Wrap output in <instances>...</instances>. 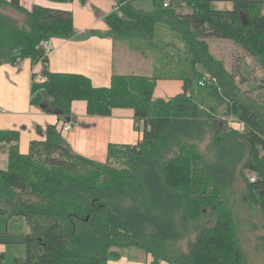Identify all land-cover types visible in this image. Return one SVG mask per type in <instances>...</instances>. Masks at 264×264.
Segmentation results:
<instances>
[{"label": "trees", "instance_id": "1", "mask_svg": "<svg viewBox=\"0 0 264 264\" xmlns=\"http://www.w3.org/2000/svg\"><path fill=\"white\" fill-rule=\"evenodd\" d=\"M112 1L116 11L105 24L114 37L146 44L152 73L112 76L109 86L96 88L86 77L49 72L48 58L39 48L43 40L73 34L70 11L27 10L20 0H0L24 14L27 27H15L0 15V64L26 58L42 65L45 80L35 83L32 78L31 105L64 121L70 120L75 101L85 102L88 116L129 109L142 135L135 145H108L105 162L98 164L73 154L55 126L46 129L44 140L31 141L24 155L18 133L0 130V149L6 145L7 154V168L0 170V214L23 217L29 228L25 257L13 264H107L120 257L112 249L122 241L127 242L122 248L139 249L153 263H171L162 248L176 237L174 216L180 222L197 219L206 207L216 214L214 226L200 231L188 255L172 264H241L230 210L218 196L233 167L242 164V171L254 176L246 186L264 213V118L247 106L225 104L224 114L235 116L244 131L218 132L213 166L203 164L185 138L201 129L198 118L205 108L208 121L214 119L215 102L221 101L218 90L227 97L234 80L212 55L210 41H230L264 65V0H152L151 11L136 9L135 0ZM215 2H230L232 9L216 10ZM172 79L182 82V92L153 99L156 82ZM112 198L133 204L120 208L104 202Z\"/></svg>", "mask_w": 264, "mask_h": 264}, {"label": "crops", "instance_id": "2", "mask_svg": "<svg viewBox=\"0 0 264 264\" xmlns=\"http://www.w3.org/2000/svg\"><path fill=\"white\" fill-rule=\"evenodd\" d=\"M20 2L27 10H31L33 6H43L72 13L73 34L67 38H52L53 50L48 56L47 64L49 72L86 77L96 88L109 86L112 76L151 75L153 58L151 52L146 49V44L129 38L114 37L105 24L106 16L116 11L114 1L73 0L67 4H56L47 0ZM150 3L147 9L137 7L136 0L133 5H136V9L151 11L152 0ZM213 8L229 11L232 4L215 2ZM0 15L10 20L15 27H18L17 24L25 17L24 14L3 4L0 5ZM41 72L40 63L32 65L26 58L18 59L14 63L0 64V130L18 133L19 152L23 155L28 152L31 141L45 139L49 126H55L58 131L59 120L54 114L45 111L41 106L30 104L32 78L35 83L43 82L45 79ZM182 88L181 81L158 80L153 99L167 100L181 93ZM50 101L46 99L47 106ZM69 121L71 130L61 136L71 152L98 164L105 162L108 145H135L142 137L141 130H137L135 126L133 112L129 109H114L109 116L104 117L88 116L85 102L75 101L71 104ZM5 147L6 145H2L0 149V170L7 168ZM28 230L23 217L0 214V254L3 256V264H13L14 259L25 257ZM135 251L132 255L129 254L132 258L119 257L118 262L114 264H172L163 260L153 263L149 254ZM107 264L112 263L109 261Z\"/></svg>", "mask_w": 264, "mask_h": 264}, {"label": "rangeland", "instance_id": "3", "mask_svg": "<svg viewBox=\"0 0 264 264\" xmlns=\"http://www.w3.org/2000/svg\"><path fill=\"white\" fill-rule=\"evenodd\" d=\"M136 2H138L137 7L147 9L151 0H136ZM25 20L26 17L17 24L18 28L27 30L25 23L23 24ZM136 40L138 41V39ZM135 44L140 45L139 43ZM209 44L212 55L223 61L225 71L227 74H233L234 80L229 85L227 97L223 96V90H218L221 101L215 102L214 119L208 121L207 114L210 112L205 108L198 118L202 122L201 129L192 132V135L186 137L185 140L194 144L197 152L201 155L203 164L213 166L218 158V151L213 142L215 136L219 135L218 132L223 129L225 131L232 130L228 124L229 119H237L231 114H224L225 104L229 102L234 104L235 102L238 105L247 106L252 112L264 118V65L257 58L246 56L240 48L233 47L232 43L213 40ZM136 49L135 46L134 50ZM196 68L201 71L200 66ZM213 114L211 113V116ZM246 153V151L243 153L241 162L246 158ZM241 165L233 167L229 176L224 180L218 197L230 210L234 239L242 255L241 264H264V213L254 202L247 189L246 179L248 180L251 175L247 171L243 172ZM104 202L109 206L120 208H129L133 204L132 201L125 198H112L104 200ZM215 221L216 214L210 207H206L203 214L193 220L185 219L180 222L179 216L175 215L173 223L176 237L163 242L164 258L171 263L180 262L184 256L188 255L189 249L195 243L200 231L214 226ZM139 243H143V241L140 240ZM126 244V241L119 242L120 247L112 249L119 253L122 259L132 258L129 254L132 255V252H136L135 250L141 251L133 247L122 248ZM117 262L118 260L111 261L112 264Z\"/></svg>", "mask_w": 264, "mask_h": 264}, {"label": "built area", "instance_id": "4", "mask_svg": "<svg viewBox=\"0 0 264 264\" xmlns=\"http://www.w3.org/2000/svg\"><path fill=\"white\" fill-rule=\"evenodd\" d=\"M163 6L166 7L167 3L165 2L163 4ZM39 48H40L43 56L48 58V56L51 54V52L53 50L52 38L41 41L39 44ZM200 84L202 85V82ZM57 124H58V131L61 134L70 131L72 128L70 121L59 120ZM228 124H229L230 128L236 132L242 133L244 131L243 123L237 119H233V118L229 119ZM248 179L250 182H253L254 176L251 175Z\"/></svg>", "mask_w": 264, "mask_h": 264}, {"label": "water", "instance_id": "5", "mask_svg": "<svg viewBox=\"0 0 264 264\" xmlns=\"http://www.w3.org/2000/svg\"><path fill=\"white\" fill-rule=\"evenodd\" d=\"M55 116H57V115H55Z\"/></svg>", "mask_w": 264, "mask_h": 264}]
</instances>
